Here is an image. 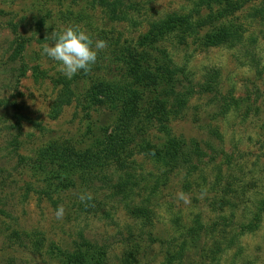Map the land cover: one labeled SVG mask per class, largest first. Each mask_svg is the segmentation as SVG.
<instances>
[{
  "label": "rangeland",
  "instance_id": "rangeland-1",
  "mask_svg": "<svg viewBox=\"0 0 264 264\" xmlns=\"http://www.w3.org/2000/svg\"><path fill=\"white\" fill-rule=\"evenodd\" d=\"M233 1H243L235 15L209 0H128L136 5L122 22L110 20L93 0H0V264H64L66 253L87 243L104 253L103 264H122L126 250L136 252L135 264H169L175 253L182 260L172 264H264V215L255 230L243 228L264 204V0ZM172 13L201 22L182 43L172 35L150 53L166 49L196 88L209 71L221 74L216 96L197 95L165 122L171 135L189 149L198 142L206 156L188 153L185 166L172 168L129 148L120 159L130 174L124 179L139 185L130 196L114 166L103 180L100 172H66L45 159L51 146L93 149L110 131L116 111L93 104L89 93L102 80L126 77L130 68L118 59L123 46L137 45L150 21ZM234 25L244 31L242 44L205 41ZM69 26L106 42L90 71L72 79L41 55L43 45L53 44L52 33ZM35 71L41 72L37 78ZM64 77L74 96L54 119L51 107ZM163 89L152 91L155 106L165 100ZM226 102L231 108L224 113ZM159 125H145L139 135L163 149L167 136ZM82 192L92 201L82 203ZM58 205L65 209L60 220ZM145 206L149 218L139 213ZM197 224L205 229L184 242L182 227ZM91 258L72 264H95L98 256Z\"/></svg>",
  "mask_w": 264,
  "mask_h": 264
},
{
  "label": "trees",
  "instance_id": "trees-1",
  "mask_svg": "<svg viewBox=\"0 0 264 264\" xmlns=\"http://www.w3.org/2000/svg\"><path fill=\"white\" fill-rule=\"evenodd\" d=\"M216 1L223 8L224 13L235 15L242 2H235L233 0H209V2ZM94 4L99 5L108 15L110 20L114 21H129L130 11L135 8V5H129L128 0H93ZM262 13L264 12L261 11ZM201 17L195 19L190 15H180L172 13L166 15L162 19L150 21L148 24L147 33L139 41L137 45L132 47L123 46L121 55L118 57L120 63L129 66L130 70L126 77L121 81H106L102 80L95 84V87L89 93L90 101L95 105H107L116 111L115 120L101 140L96 142V146L88 151L80 152L72 148L62 149L61 147L51 146L44 155L53 159V162H59L66 172H87L94 174L95 171L103 174V180L110 179L106 172L115 167V171L121 174L118 175L119 184H123L128 188V193L132 194L133 190L139 185L131 182L132 180H125L124 177L130 178V174L125 170L128 168L127 161H122L120 157L124 155L125 151H130L129 148L138 149V152L150 157L152 161L157 163H164L170 165L172 168L185 166V159L187 154H195L197 156H206L198 142L192 144V149L186 146V142L182 139L176 138L170 133L169 127L165 122L171 118H176L187 110V107L192 98L203 94H218V86L220 79V72L218 70H211L204 76L203 83H200L196 88L193 81L189 78V74L185 67L177 65L168 51L158 50V55H153L150 50L154 48L156 43H159L172 35H177L181 42L184 41L185 32L194 30L201 21ZM209 19H204L207 22ZM244 31L238 25L230 27H222L220 30L208 34L205 41L212 47L228 46L233 48L237 44H242ZM144 51L143 53L140 52ZM148 52L150 54H148ZM40 71H35V78L40 76ZM123 76V75H121ZM61 87L57 101L51 107V117L58 118L65 105L72 102L73 91L71 82L65 77L58 83ZM157 88L163 89L162 93L165 95V100L155 106V99L152 97V91ZM232 102H235L232 99ZM238 105L237 102H235ZM166 107L169 108L167 111ZM230 103L226 102L223 112L230 109ZM159 125V130L167 136L164 148L154 147L144 135H139L145 125L153 126ZM51 149H57L56 151ZM46 159V158H45ZM169 161V162H167ZM113 173V174H114ZM112 174V175H113ZM110 181V180H109ZM118 186V185H117ZM116 186V187H117ZM156 187L151 189L149 198L155 192ZM139 210L141 215L149 218L148 206ZM264 215V204L254 221L248 226L243 227L244 230H255L262 221ZM180 225L178 224L177 227ZM198 227H182V232L179 236H196L201 230L205 229L202 225ZM211 232H215L216 227H212ZM82 247L75 253H66L64 264H72L74 261L87 262L91 261V255H97L98 259L95 264H103V252H96L97 246L87 243L81 245ZM218 251V247H217ZM136 252L126 250L123 256L122 264H135ZM183 254L175 253L167 259L169 264L173 261H181Z\"/></svg>",
  "mask_w": 264,
  "mask_h": 264
},
{
  "label": "clouds",
  "instance_id": "clouds-1",
  "mask_svg": "<svg viewBox=\"0 0 264 264\" xmlns=\"http://www.w3.org/2000/svg\"><path fill=\"white\" fill-rule=\"evenodd\" d=\"M52 36L53 44L43 45L41 55L57 62L58 70L68 79H72L80 71L89 72L91 65L97 61L99 51L106 47L104 40L94 41L89 34L76 26H69L60 33L54 31ZM177 197L185 203L188 202L183 192L177 193ZM92 199L90 192H82L79 195L82 203L90 202ZM64 213V206L58 205L55 211L56 218L62 219Z\"/></svg>",
  "mask_w": 264,
  "mask_h": 264
}]
</instances>
